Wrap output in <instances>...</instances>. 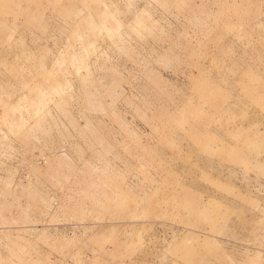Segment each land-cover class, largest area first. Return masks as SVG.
Returning <instances> with one entry per match:
<instances>
[{
  "label": "rangeland",
  "instance_id": "374dc122",
  "mask_svg": "<svg viewBox=\"0 0 264 264\" xmlns=\"http://www.w3.org/2000/svg\"><path fill=\"white\" fill-rule=\"evenodd\" d=\"M0 264H264V0H0Z\"/></svg>",
  "mask_w": 264,
  "mask_h": 264
}]
</instances>
